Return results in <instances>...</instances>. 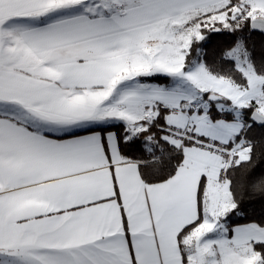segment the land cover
I'll return each mask as SVG.
<instances>
[{
  "label": "snow or ice",
  "instance_id": "6c2138e0",
  "mask_svg": "<svg viewBox=\"0 0 264 264\" xmlns=\"http://www.w3.org/2000/svg\"><path fill=\"white\" fill-rule=\"evenodd\" d=\"M0 264H264V0H0Z\"/></svg>",
  "mask_w": 264,
  "mask_h": 264
},
{
  "label": "trees",
  "instance_id": "16d2710c",
  "mask_svg": "<svg viewBox=\"0 0 264 264\" xmlns=\"http://www.w3.org/2000/svg\"><path fill=\"white\" fill-rule=\"evenodd\" d=\"M212 48H213V45H209V47H208L209 59H211ZM239 222H244V221L243 220H240Z\"/></svg>",
  "mask_w": 264,
  "mask_h": 264
}]
</instances>
